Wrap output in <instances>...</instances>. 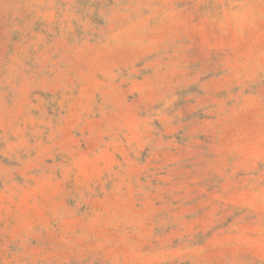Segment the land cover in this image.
I'll list each match as a JSON object with an SVG mask.
<instances>
[{
    "label": "rangeland",
    "instance_id": "1",
    "mask_svg": "<svg viewBox=\"0 0 264 264\" xmlns=\"http://www.w3.org/2000/svg\"><path fill=\"white\" fill-rule=\"evenodd\" d=\"M0 264H264V0H0Z\"/></svg>",
    "mask_w": 264,
    "mask_h": 264
}]
</instances>
